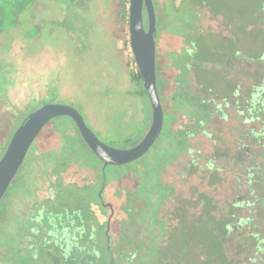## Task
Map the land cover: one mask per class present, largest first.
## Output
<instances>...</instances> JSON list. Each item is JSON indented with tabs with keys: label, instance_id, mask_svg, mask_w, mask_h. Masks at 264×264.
I'll return each instance as SVG.
<instances>
[{
	"label": "flooded vegetation",
	"instance_id": "flooded-vegetation-1",
	"mask_svg": "<svg viewBox=\"0 0 264 264\" xmlns=\"http://www.w3.org/2000/svg\"><path fill=\"white\" fill-rule=\"evenodd\" d=\"M226 1L166 0V34L181 24L175 31L180 46L166 58L171 61L164 76L157 67L164 123L147 152L129 162L133 173L107 174L115 164L104 165L70 116L43 128L26 157L37 152L51 123L66 127L69 136L54 150L38 147L36 159L53 160L54 167L32 166L24 191L17 190L16 175L1 199L6 227L0 264H264V0H243L249 10L244 9L240 34ZM158 2L156 42L162 21ZM186 12L190 19H184ZM144 18L147 25L146 10ZM201 39L209 56L200 55ZM200 66L219 71L216 79L202 77ZM137 95L144 99L138 89ZM140 109L142 129L129 146L152 124L151 105ZM158 141L150 160L157 164L156 176L146 187L147 165L140 160ZM180 149L185 161L179 160L172 174L173 181L180 180L162 185ZM193 174L204 181L202 189L186 187ZM46 175L52 183L43 193L38 181Z\"/></svg>",
	"mask_w": 264,
	"mask_h": 264
},
{
	"label": "rangeland",
	"instance_id": "rangeland-1",
	"mask_svg": "<svg viewBox=\"0 0 264 264\" xmlns=\"http://www.w3.org/2000/svg\"><path fill=\"white\" fill-rule=\"evenodd\" d=\"M165 2H158L162 21L157 37V67L161 76H164V65L167 66L171 61L166 59L169 53L179 51L180 38L175 35V31L182 27L178 24L174 32L168 31L166 34ZM226 2V13L234 17V28L240 34L239 24L249 8L243 0ZM118 12V0H73L70 6L67 0H0V59L5 64L0 71L6 72L4 83L9 88V94L13 95L16 90L21 97H26L25 100L31 95L45 102L76 106L87 124L103 141L117 147H128L133 136H137L142 129L139 110L141 107L149 110L150 102L145 94L143 100L138 97V88L130 80L131 68L136 70V67L126 54L129 23L121 21ZM184 19H190L188 12ZM65 21L68 25L62 24ZM204 42L205 39H201L200 55L209 56L211 53ZM205 69L199 67L202 77L208 81L215 80L219 71ZM158 89L165 107L163 79L160 76ZM9 113L10 102H7V97L0 95V139L2 134L4 136L9 131ZM68 134L66 127L51 123L41 134L37 146L45 151L54 150L61 144L65 146ZM158 143L152 147L150 154L140 160H145L147 165L146 187L156 176L154 172L157 171V164L152 165L150 160L156 158L154 151L159 147ZM188 145L196 147L198 144L190 141ZM38 147L37 152L33 150L26 157L27 165L17 174L20 176L16 183L17 190L27 189V180L33 176H30L32 166L38 168L43 163L47 170L54 167L53 160L42 157L36 159L40 156ZM59 156L63 158V154ZM79 157L93 167L85 152H80ZM173 159L172 165H168L170 172L162 177V185L177 182L178 178L180 180L178 177L173 181L172 174L174 167L180 168L177 164L179 160L185 161L183 149ZM132 165H109L106 173L114 172L123 178L133 173L134 167L130 168ZM45 177L44 181H38L42 184L41 191L52 183L47 175ZM190 177L186 187L192 185L202 189V184L205 186L198 175ZM128 199L132 200L133 196ZM5 227L6 219L1 216L0 239L3 238ZM197 237L202 240L204 234L198 233Z\"/></svg>",
	"mask_w": 264,
	"mask_h": 264
},
{
	"label": "water",
	"instance_id": "water-1",
	"mask_svg": "<svg viewBox=\"0 0 264 264\" xmlns=\"http://www.w3.org/2000/svg\"><path fill=\"white\" fill-rule=\"evenodd\" d=\"M128 8L131 50L153 109L149 130L137 144L117 147L103 141L87 124L76 106L44 102L32 109L15 128L0 157V201L17 175L30 147L43 128L55 117L70 116L85 142L104 160V165H122L134 161L147 152L159 136L164 123V110L157 81V17L154 0H129ZM144 10L147 12V25Z\"/></svg>",
	"mask_w": 264,
	"mask_h": 264
},
{
	"label": "trees",
	"instance_id": "trees-1",
	"mask_svg": "<svg viewBox=\"0 0 264 264\" xmlns=\"http://www.w3.org/2000/svg\"><path fill=\"white\" fill-rule=\"evenodd\" d=\"M67 3L69 6L73 3V0H67ZM129 0H118V8H119V17L121 21H126L128 23L129 20ZM63 25H68L67 22H63ZM127 64L130 65L129 61L127 60ZM5 64L0 59V68H2ZM5 73L3 71H0V95L4 98L7 97V102H10V126L9 131L6 135L2 136L0 139V154L2 150H4L6 143L8 142L9 138L11 137L13 131L15 128L22 122L24 117L34 108L40 106L43 104L46 100H42L40 97H34L29 95L28 98L25 100L26 97H21L18 93V91H14L13 95L9 94V88L4 83V76ZM130 80L135 84L139 85L138 87V94L140 95H146V91L142 84V79L140 76V72L138 68L136 70L131 68L130 71ZM70 119L68 116H62L58 118H54L52 121L58 120V119ZM2 140V141H1ZM77 158L73 159V161H77ZM65 162V161H64Z\"/></svg>",
	"mask_w": 264,
	"mask_h": 264
},
{
	"label": "built area",
	"instance_id": "built-area-1",
	"mask_svg": "<svg viewBox=\"0 0 264 264\" xmlns=\"http://www.w3.org/2000/svg\"><path fill=\"white\" fill-rule=\"evenodd\" d=\"M126 54H127V57L129 58V60L132 62V64H134L135 67L138 68L137 64H136V61H135L134 53L131 50L130 36H129V39L127 40Z\"/></svg>",
	"mask_w": 264,
	"mask_h": 264
}]
</instances>
